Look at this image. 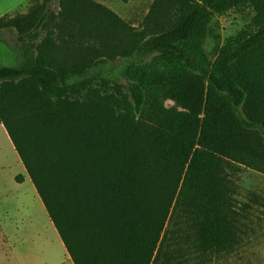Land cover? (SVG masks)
<instances>
[{"label": "trees", "instance_id": "obj_1", "mask_svg": "<svg viewBox=\"0 0 264 264\" xmlns=\"http://www.w3.org/2000/svg\"><path fill=\"white\" fill-rule=\"evenodd\" d=\"M243 6L210 59V21ZM4 33L0 125L73 264H171L164 242L188 234L202 253L238 244L232 177L264 174V0H154L136 27L32 0Z\"/></svg>", "mask_w": 264, "mask_h": 264}, {"label": "rangeland", "instance_id": "obj_2", "mask_svg": "<svg viewBox=\"0 0 264 264\" xmlns=\"http://www.w3.org/2000/svg\"><path fill=\"white\" fill-rule=\"evenodd\" d=\"M114 11L122 20L132 26H138L154 0H94ZM32 4V0H0V16L5 14L15 15L26 13ZM52 10L57 9L56 2L51 5ZM254 11L251 7L243 6L227 11L220 16H214L209 23V32L203 42V49L210 59H214L225 39L230 35H235L245 28L251 21ZM15 37L11 34H0V40L14 44ZM0 50L4 54V63H12L14 54L8 51L4 44L0 43ZM166 107H172L173 102L165 101ZM25 176V181L18 187L19 178ZM19 177V178H18ZM234 193L232 195L235 209L238 213L237 226L239 228L238 244L226 253H202L195 245L194 238L183 235L181 239L175 241L166 240L162 246V251H171L173 256L171 264H264V174L250 168L241 167V170L232 177ZM18 188L22 192V200L27 207L35 205L41 206L43 216H33L29 212L26 215L33 221L43 223V239L39 229L38 238L26 236L24 241L28 244V252H21L24 259L37 256H54L58 259L64 257L66 253L58 234L50 222L48 215L40 199L35 197V189L26 174V171L15 152L5 129L0 125V223H4L5 216L10 215L7 208L8 200L12 197V192ZM249 206V208L245 207ZM6 212H8L6 214ZM28 224V223H26ZM173 228V225L169 226ZM184 226H182L183 228ZM54 230V231H53ZM187 230V229H185ZM8 231V230H7ZM24 232V230H21ZM53 236V238H52ZM0 234V247L4 252H0V264H9L4 261V255L9 256V249L5 248ZM27 246V245H26ZM53 257V258H54ZM45 261V260H44ZM26 264H31L26 261Z\"/></svg>", "mask_w": 264, "mask_h": 264}, {"label": "crops", "instance_id": "obj_3", "mask_svg": "<svg viewBox=\"0 0 264 264\" xmlns=\"http://www.w3.org/2000/svg\"><path fill=\"white\" fill-rule=\"evenodd\" d=\"M24 181H25V176H23L20 179V183L16 182V185L20 187L22 182ZM35 197L37 199L35 201H39L38 199L40 198L37 192H35ZM24 202L25 201L22 200L21 190L18 188H15V190L12 192V197L10 198V200H8V204H7L8 205L7 208H9V210L7 211H9L10 215H6L5 216L6 220L4 221V223L2 224L0 223V234L2 237V242L4 243L3 245L5 246V248L9 249L8 252H10L9 256H5V255L3 256L4 261H6L9 264H26V261H29L31 264H73L66 250H65L66 253L64 254V257L61 259H58L54 256H53L54 258L52 256H49V257L42 256L41 258H38L37 256H33L32 258H28V259L23 258V256L21 255L22 254L21 252L30 251L28 249V244L30 242H28L27 240L24 241V238L26 236H32L33 238L37 239L39 235L38 233L39 229L41 230V233L43 232V229H42L43 223L39 224L38 221L37 222L33 221L34 219L33 216H37L38 214L40 215V218H42L43 216L42 207L38 205L27 207L26 204H24ZM27 212H29L33 216H30L29 218L26 215ZM7 213L8 212H6V214ZM21 230H24V232H21ZM42 239H43V233H42V238L38 240V242L41 243ZM2 248L3 247H0V252L3 253L4 249Z\"/></svg>", "mask_w": 264, "mask_h": 264}]
</instances>
